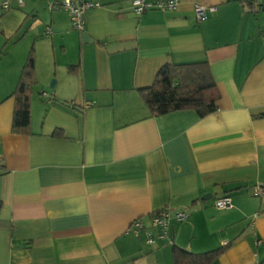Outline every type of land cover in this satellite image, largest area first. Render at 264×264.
I'll return each instance as SVG.
<instances>
[{"label":"crops","instance_id":"obj_1","mask_svg":"<svg viewBox=\"0 0 264 264\" xmlns=\"http://www.w3.org/2000/svg\"><path fill=\"white\" fill-rule=\"evenodd\" d=\"M4 1L0 264H174L173 244L196 254L227 246L213 264H264V197L253 193L264 188V13L253 12L255 0H179L142 16L130 0H72L95 4L84 32L50 9L65 0H10L9 11ZM197 5L216 12L198 21ZM31 50V124L15 132L11 95ZM200 62L215 112L151 115L140 90L166 65ZM226 195L233 209L217 210ZM163 211L188 216L172 221L170 241L152 246L131 233Z\"/></svg>","mask_w":264,"mask_h":264},{"label":"trees","instance_id":"obj_2","mask_svg":"<svg viewBox=\"0 0 264 264\" xmlns=\"http://www.w3.org/2000/svg\"><path fill=\"white\" fill-rule=\"evenodd\" d=\"M36 83V58L34 51L31 50L16 89L11 95V98L15 99L12 120V128L15 132H27L30 128L32 89ZM140 93L153 116L194 110L200 117H205L216 110L215 84L207 62L166 65L157 74L154 84L140 90ZM156 215L158 214L155 213L153 216ZM226 248L227 246H223L213 251L196 254L173 244V262L174 264H213Z\"/></svg>","mask_w":264,"mask_h":264},{"label":"built area","instance_id":"obj_3","mask_svg":"<svg viewBox=\"0 0 264 264\" xmlns=\"http://www.w3.org/2000/svg\"><path fill=\"white\" fill-rule=\"evenodd\" d=\"M19 8L24 7V0H15ZM130 4L133 12L137 16H142L147 11H161L163 13L171 12L175 10L179 5V0H130ZM95 4L92 3H76L72 0H65L62 3L50 4V9H63L67 11L71 18L72 28L79 32L86 30L85 24V12L93 8ZM4 11L12 9L11 1L5 0L2 3ZM252 9L255 14L259 12L264 13V0H255L252 3ZM216 12L215 7H204L197 5L195 7V13L198 21H203L208 18V14ZM47 34H52L51 30L47 31ZM41 98L47 103H52L54 95L47 92L41 93ZM253 193L256 197H264V188L256 186L253 188ZM214 206L217 210L225 211L233 209V200L230 196H223L215 200ZM188 219V216L184 212L172 214L168 211H163L156 216L151 217L150 225L147 226L141 220H136L131 226V233L136 237L140 234H144L146 243L149 245H155L158 241H170L171 240V223L173 220L182 223ZM261 242H257L260 244Z\"/></svg>","mask_w":264,"mask_h":264},{"label":"water","instance_id":"obj_4","mask_svg":"<svg viewBox=\"0 0 264 264\" xmlns=\"http://www.w3.org/2000/svg\"><path fill=\"white\" fill-rule=\"evenodd\" d=\"M51 88H54L55 87V81H52V83H51V86H50ZM204 199H207V198H204Z\"/></svg>","mask_w":264,"mask_h":264},{"label":"rangeland","instance_id":"obj_5","mask_svg":"<svg viewBox=\"0 0 264 264\" xmlns=\"http://www.w3.org/2000/svg\"><path fill=\"white\" fill-rule=\"evenodd\" d=\"M211 201V200H210Z\"/></svg>","mask_w":264,"mask_h":264}]
</instances>
